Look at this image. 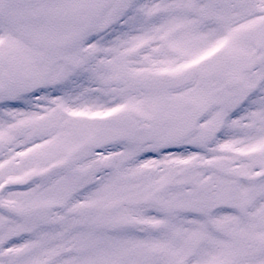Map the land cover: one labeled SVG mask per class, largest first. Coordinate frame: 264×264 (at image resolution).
Returning <instances> with one entry per match:
<instances>
[{
    "label": "snow or ice",
    "instance_id": "obj_1",
    "mask_svg": "<svg viewBox=\"0 0 264 264\" xmlns=\"http://www.w3.org/2000/svg\"><path fill=\"white\" fill-rule=\"evenodd\" d=\"M0 264H264V0H0Z\"/></svg>",
    "mask_w": 264,
    "mask_h": 264
}]
</instances>
